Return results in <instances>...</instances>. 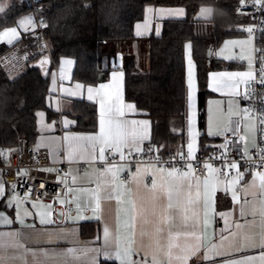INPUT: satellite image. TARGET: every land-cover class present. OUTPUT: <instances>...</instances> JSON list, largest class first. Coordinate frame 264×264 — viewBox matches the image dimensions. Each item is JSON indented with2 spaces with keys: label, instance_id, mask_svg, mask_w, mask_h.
Returning a JSON list of instances; mask_svg holds the SVG:
<instances>
[{
  "label": "crops",
  "instance_id": "0c3cea01",
  "mask_svg": "<svg viewBox=\"0 0 264 264\" xmlns=\"http://www.w3.org/2000/svg\"><path fill=\"white\" fill-rule=\"evenodd\" d=\"M12 0H2L0 3L5 5V9L11 4ZM242 2V0H241ZM151 10V11H149ZM170 10H183L180 7H159L148 6L145 9L143 19L135 24L134 34L137 39H143L151 34L159 35L161 32V23L165 19L182 18L185 15L169 14ZM200 10V9H199ZM199 11L196 14L198 16ZM30 17L28 13L16 19L13 26L3 28L2 33L11 28H17L18 38L11 43L7 38L0 40V45L10 46L18 42L31 27L21 26L19 22L24 18ZM209 19V18H207ZM201 18L200 20H207ZM246 33V31L244 30ZM253 40L248 35L234 36L224 39L219 46L212 50L213 57L225 62L234 63L233 68H223L210 71L207 75V90L209 95L205 103V124L204 133L210 138L216 140L209 144L214 151L222 148V132L228 125L231 117H241L247 114V83L250 79L241 77H232L235 73H248L253 75L254 65L246 60L244 52L247 50L249 56L253 49ZM134 47H131V50ZM226 50H231L228 53ZM250 59V58H249ZM46 61V63H41ZM71 61V64L66 63ZM251 62V64H250ZM115 67L120 66V59L113 61ZM75 61L69 57H61L53 61L47 53L43 52L37 56L29 66L36 67L43 76L48 78V90L46 96V107L53 113L49 118L44 112L37 114L36 136L32 142L33 146L45 151L48 154L50 166L47 170H52V165L64 163L67 167L68 175L72 188L70 189L71 202L73 204V214L69 216L67 223H63L60 215L56 224L52 223L50 217V206L44 203L32 202L27 206L25 202L15 196L3 182L0 172V184H3V193L0 194V216L6 217L11 223H0V233L19 232L21 233V244L23 247L0 248V264H88L95 257L96 264L101 262H112L120 264L116 257L117 248L116 237L119 236L120 248L133 239L132 230L126 228L125 221L131 215V205L129 198L135 201L137 205L136 229L134 243L132 244V259L134 261H147L152 264L155 258L157 264H169L168 244L169 232L176 233H195L201 236L199 241L194 237L185 239L180 236L179 242L196 247L199 250L191 255L187 264H264L259 257L264 248V226L261 225V217L257 211L255 217L251 215L253 205L259 208V188L252 187L254 174H248L232 184V177L229 180L218 178L215 173L209 174L205 178L199 179V198L198 202L189 205L187 203V182H184V192L179 198L173 197L174 207L167 209V196L161 194L160 199L153 205L150 195L145 185H150L153 178L158 183L167 185L169 178L166 173L161 174L156 171L160 168L152 164H135L132 166L104 164L106 160L105 152L112 148L105 147L104 159L99 158V149L101 145L98 142L89 141L86 138L95 136L100 131L101 119V101L105 104V111L110 105H115L117 89L112 79L113 74L119 76L122 71L118 68L111 69L107 75L104 73V80L96 85H85L72 78ZM25 68V65L13 68L15 74L17 71ZM193 87L189 88V61L187 63V128L186 136L182 144L189 151V144H193V155L199 151V130L197 123V90L194 77V66L192 64ZM63 73V76H62ZM227 73L228 76L223 74ZM123 74V73H122ZM231 77V78H230ZM82 87L76 89V85ZM113 85L97 93L93 92L92 99L88 98L89 87L94 90L99 89L101 85ZM215 89V90H214ZM192 94L191 101L189 94ZM119 94L125 105L131 104L124 100L123 76L119 81ZM87 102L95 106L97 111V128L91 133L75 132L72 128L75 121L69 113L73 109L74 102ZM133 105V104H131ZM135 109V107H134ZM125 119L135 121H147V138L141 142L142 151L137 154H143L149 150L155 151L151 144V128L148 118L135 109L134 112H128L125 109ZM67 122V123H66ZM241 126V125H240ZM250 128V127H249ZM254 128V127H253ZM246 133V138L242 139L244 152L249 153L255 145V129ZM95 144V150L92 145ZM125 149V148H124ZM0 160L6 159L9 152H3ZM155 153V152H153ZM116 170V184H123L124 187L113 191L108 188L101 191L100 208H95L93 197L97 185L105 180H112V173L106 172V169ZM141 169L137 175L136 170ZM145 169H147L145 171ZM169 169L170 168H165ZM127 175L128 180H119L120 176ZM197 177L192 178L195 185ZM209 180L207 194H205L204 180ZM176 181H173L175 183ZM258 185V181H257ZM131 190V197L128 190ZM111 191L113 196L123 193L124 203L118 205L115 199L107 200L104 197ZM233 192L237 194L240 203L233 200ZM192 198L196 199V188L191 190ZM256 194L255 196L253 194ZM247 200L249 203L244 204ZM179 201V203H178ZM244 205L248 215L240 217L239 210ZM119 213V230L117 221V209ZM127 210V214L125 213ZM227 215V220L225 215ZM48 221L41 223V216ZM166 217H169L166 221ZM187 217V219H185ZM23 221V223H21ZM205 221L207 223H205ZM246 221H254L246 223ZM239 222L242 227L236 228L235 223ZM108 227L111 236L107 245L105 244L104 229ZM157 228L161 229L157 232ZM223 238V239H222ZM213 245L216 246V252L208 260H205V251ZM96 249V252L89 251L87 257L77 260L67 255L69 249ZM176 249L173 250L175 253ZM110 255H105V253ZM255 259L248 261L247 258ZM175 264V261H173Z\"/></svg>",
  "mask_w": 264,
  "mask_h": 264
},
{
  "label": "trees",
  "instance_id": "16d2710c",
  "mask_svg": "<svg viewBox=\"0 0 264 264\" xmlns=\"http://www.w3.org/2000/svg\"><path fill=\"white\" fill-rule=\"evenodd\" d=\"M2 0H0L1 2ZM180 7L182 18L165 19L159 35L137 39L135 24L144 17L148 6ZM39 18L55 62L61 57L75 61L72 78L85 85H96L97 75H107L118 68L123 73L124 100L149 120L151 144L159 155L173 154L184 142L187 128V63L194 66L197 90L198 153L214 152L216 140L204 133L205 103L209 95L207 75L210 71L233 68L213 56L215 49L229 37L241 36L249 22L241 0H41ZM201 7H211L207 20L196 18ZM23 0H12L0 12V30L13 26L17 18L28 13ZM20 41V40H19ZM0 45V57L15 46ZM141 42L145 64H138L131 50ZM264 48V32L256 39ZM136 50V48H135ZM38 55L30 57L15 74L0 64V151L12 152L21 138L33 142L37 114L53 113L46 107L48 78L29 66ZM120 59V66L113 61ZM144 65V66H143ZM75 121V132L91 133L97 128V111L93 104L74 102L69 113ZM1 161V160H0ZM100 264H115L101 262Z\"/></svg>",
  "mask_w": 264,
  "mask_h": 264
},
{
  "label": "built area",
  "instance_id": "2783aa9c",
  "mask_svg": "<svg viewBox=\"0 0 264 264\" xmlns=\"http://www.w3.org/2000/svg\"><path fill=\"white\" fill-rule=\"evenodd\" d=\"M28 7V14L33 24L19 43L9 49L0 57V64L9 73L13 68L26 65L30 57L45 52L49 55V47L45 38L42 24L39 18L41 13V0H23ZM242 8L248 15L249 22L242 26L246 32L248 29L254 39V71L253 79L247 83L246 107L248 115L255 123V145L246 154L243 149L240 119L231 117L227 127L222 132V148L209 154L196 153L189 159V151L184 144H180L175 152L170 155H159L149 150L143 154H137L134 150L123 149L124 158L120 153H114L111 149L106 150L104 164L132 166L135 164H152L157 167L179 169L180 172H187L188 165L192 167L194 177L205 178L209 176L205 164L211 165L217 172L215 175L226 181L237 177V169L230 165L236 163L239 173L243 176L264 172V84L260 82L264 77L261 67L264 48L256 43L258 36L264 32V7L254 4V0H243ZM50 166L48 154L33 146L27 139L18 140L14 151L10 152L6 159L0 161V172L3 182L13 194L21 198L27 206L32 202L44 203L50 206V217L52 223L56 224L60 215L63 223H67L69 216L73 214L70 189L72 188L67 167L64 163ZM242 176V177H243ZM119 180H128L127 175L119 177Z\"/></svg>",
  "mask_w": 264,
  "mask_h": 264
},
{
  "label": "snow or ice",
  "instance_id": "6c2138e0",
  "mask_svg": "<svg viewBox=\"0 0 264 264\" xmlns=\"http://www.w3.org/2000/svg\"><path fill=\"white\" fill-rule=\"evenodd\" d=\"M243 2V0H242ZM254 4H260L262 7H264V0H254ZM5 11V5L0 3V12ZM151 11V10H149ZM213 9L211 7H201L197 16V19L201 18H210L212 15ZM169 14L174 15H182L183 10H170ZM21 26L27 27L33 24V20L31 17L24 18L19 22ZM249 32H251V29H248ZM7 38L8 42L11 43L14 39L18 38V32L17 28H11L9 30H5L2 33H0V40ZM41 63H46V61H42ZM66 63L71 64V61H66ZM251 64V62H250ZM192 62L189 58V88L192 89L193 87V80H192ZM225 76H228L227 73L223 74ZM63 76V73H62ZM123 74L120 73L119 76L116 74H113V81L114 85L117 89V95H116V101L117 103L115 105H110L108 109L105 111V104L103 100L101 101V119H100V131L95 136H89L86 138H80V139H87L89 141L98 142L101 147L99 149V158L101 160L104 159V149L112 148L115 152H119L121 154V158H124L123 155V149L128 148L130 151L135 150L137 152L142 151L141 148V142L147 138V128H148V122L147 121H135V120H127L125 119V109L128 110V112H134V106L131 104L125 105L123 103L122 97L119 94V81L122 79ZM232 77H241V78H248L253 79V75L251 72L248 73H235L232 74ZM231 78V77H230ZM260 82L264 84V77L261 78ZM113 85H101L99 89L94 90L93 88L89 87L87 89L88 91V98L92 99L93 92L96 91L99 93L100 91L107 89L109 87H112ZM82 85L77 84L76 89H80ZM215 90V89H214ZM192 94L190 92L189 94V100L191 101ZM67 123V122H66ZM260 123L264 124V119H261ZM93 150H95V144L92 145ZM189 159L193 158V144L190 143L189 146ZM0 155H4L2 151H0ZM262 160H264V150H262ZM232 169H237V178H234L232 180V184H236L240 178H242L243 174L239 173L238 166L236 163H232L230 165ZM261 167H264V165H261ZM205 168L208 170L210 174L217 172V169H214L211 165L205 164ZM188 171L187 172H180L179 169H176L175 167L169 169H165L163 167L156 169L157 172L161 174L167 175L169 178V181L167 185L158 183V181L153 178L150 185H145V187L148 190V193L150 195L151 201L153 205L160 199L161 194H166L167 196V209L171 210L174 207L173 204V197L174 195L179 198L181 194L184 192V182H187V203L189 205H192L196 202H198V198L200 195L199 192V179H196L195 185L192 182L193 173H192V167L191 165H188ZM147 169H145L146 171ZM106 172L112 173V180H105L103 182V186L101 184L97 185V189L93 192V197L95 200V208L93 211H97L100 208V200H101V191H106L108 188H112L113 191H116L119 188L124 187L123 184H116V170L113 168L106 169ZM141 172V169H137L136 173L137 175ZM173 181H176L173 183ZM258 181V185H257ZM204 186H205V194H207V186L209 184V180L206 178L204 180ZM196 188V199L194 200L192 198L191 190L192 188ZM252 187H258L259 188V208H257L255 205H253L251 209V215L255 217L257 211L260 214L261 217V225L264 226V172H257L254 174V180L252 182ZM3 184H0V194L3 193ZM123 193H118L115 196H113L112 192H107V195L104 197L107 200L115 199L116 203L118 205L124 203L122 197ZM128 195L131 197V190H128ZM256 195L255 193L253 194ZM233 200L236 203H240L237 194L233 192ZM128 203L131 205V215L129 216L128 220L125 221V227L132 230L133 239H130L128 243L123 247V249L120 248L119 244V236L116 237L117 240V248L115 255L120 260V264H147V261H134L132 259V255L134 254L132 251V244L134 243V235H135V229H136V220L137 215L139 214L137 212V205L135 201H133L131 198H129ZM179 203V201H178ZM249 202L247 200L244 201V204H248ZM121 209H117V221H118V229L119 230V213ZM125 213L127 214V210H125ZM239 214L241 218H244L249 213L246 212L244 205L241 206L239 210ZM225 219L227 220V215L224 214ZM166 221L169 219V217L165 218ZM187 219V217H185ZM43 223H47L43 218V215L41 216V221ZM254 221H246V223H252ZM0 223H11V221L7 220L6 217L0 216ZM23 223V221H21ZM205 223H207L205 221ZM236 228H241L242 225L239 222L235 223ZM161 229L157 228V232H160ZM183 235L185 239L188 237H194L195 240L199 241L201 239V236L196 235L195 233L185 232V233H176L172 234L169 232V244H168V252L167 255L169 257V264H173V261H175V264H187L188 259L191 255L195 254L196 251L199 250V246L193 247L187 243L181 244L179 242L180 236ZM104 236H105V244L107 245L109 237L111 236V232L109 228L106 226L104 229ZM223 239V238H222ZM8 247H23L21 244V233L19 232H10V233H0V248H8ZM261 247L264 248V243L261 244ZM176 249L175 253L173 250ZM96 252V249H69L67 255H70L74 257L75 259L79 260L82 257H87L88 252ZM219 255L220 253L216 252V246L213 245L210 249H207L205 251V260H208L212 257V255ZM105 255H110L109 253H105ZM262 261H264V252L261 253L259 257ZM248 261H251L255 259L254 257L247 258ZM88 264H96L95 257H93L90 261H88ZM152 264H157L155 258H153ZM233 264H241V262H233Z\"/></svg>",
  "mask_w": 264,
  "mask_h": 264
},
{
  "label": "rangeland",
  "instance_id": "374dc122",
  "mask_svg": "<svg viewBox=\"0 0 264 264\" xmlns=\"http://www.w3.org/2000/svg\"><path fill=\"white\" fill-rule=\"evenodd\" d=\"M245 34L248 35L249 37H251L252 40H253V42H254L253 37L250 34H248V31ZM135 48H136V50H135ZM142 48L143 47L141 46V42H139V44L136 43V45L133 48V51L138 55L137 56L138 57L137 58L138 64H145V60H144ZM226 51L228 53L231 52V50H226ZM244 55L246 56V60L251 61L253 63V65H254V46H253V49H252V52H251V55L250 56H249V52L247 50L244 52ZM118 61H119V58L117 59V62ZM261 67H262L263 73H264V52L262 54ZM249 127L251 128V130L255 129V123H254V120L248 115V111H247V114L246 115H243V117H241L240 132H241V135H242L243 139L246 138V135L245 134L250 131L249 130L250 129Z\"/></svg>",
  "mask_w": 264,
  "mask_h": 264
},
{
  "label": "water",
  "instance_id": "95a60500",
  "mask_svg": "<svg viewBox=\"0 0 264 264\" xmlns=\"http://www.w3.org/2000/svg\"><path fill=\"white\" fill-rule=\"evenodd\" d=\"M211 55H212V49L208 48L207 49V53H206L207 60L210 59ZM103 80H104V73L103 72H99L98 75H97V81L98 82H102Z\"/></svg>",
  "mask_w": 264,
  "mask_h": 264
}]
</instances>
